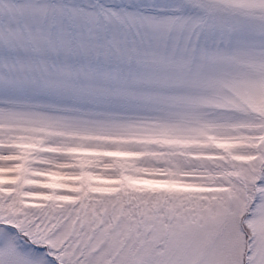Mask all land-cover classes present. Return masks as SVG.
I'll return each mask as SVG.
<instances>
[{
	"label": "snow or ice",
	"instance_id": "6c2138e0",
	"mask_svg": "<svg viewBox=\"0 0 264 264\" xmlns=\"http://www.w3.org/2000/svg\"><path fill=\"white\" fill-rule=\"evenodd\" d=\"M0 264H264V0H0Z\"/></svg>",
	"mask_w": 264,
	"mask_h": 264
}]
</instances>
